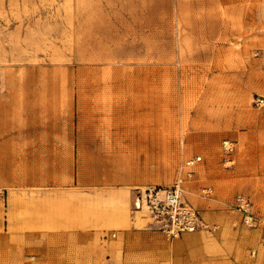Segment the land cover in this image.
I'll return each mask as SVG.
<instances>
[{
    "label": "rangeland",
    "instance_id": "374dc122",
    "mask_svg": "<svg viewBox=\"0 0 264 264\" xmlns=\"http://www.w3.org/2000/svg\"><path fill=\"white\" fill-rule=\"evenodd\" d=\"M194 157L164 264H264V0H0V264H123Z\"/></svg>",
    "mask_w": 264,
    "mask_h": 264
},
{
    "label": "built area",
    "instance_id": "2783aa9c",
    "mask_svg": "<svg viewBox=\"0 0 264 264\" xmlns=\"http://www.w3.org/2000/svg\"><path fill=\"white\" fill-rule=\"evenodd\" d=\"M201 160L194 157L186 161L185 170L174 181L167 185H157L137 189L132 197V211L142 214L148 220L149 229L176 238L183 233H194L208 230L209 225L204 221L200 212L184 198L183 185L194 176L193 168ZM209 188H204L205 195L210 194ZM233 207L242 213H248L250 201L243 195H236ZM250 224L252 217L246 216ZM253 255V253H252Z\"/></svg>",
    "mask_w": 264,
    "mask_h": 264
},
{
    "label": "crops",
    "instance_id": "0c3cea01",
    "mask_svg": "<svg viewBox=\"0 0 264 264\" xmlns=\"http://www.w3.org/2000/svg\"><path fill=\"white\" fill-rule=\"evenodd\" d=\"M131 219L128 230L124 232L121 240L122 253L120 257L123 258V264H164L165 256L170 254L168 252L170 250L169 248H172L174 251H179V248L176 247L180 245L178 241H174L171 247V243L161 233L149 229L147 225L145 228L137 229L135 227V221L141 220H137L136 215H131ZM179 241L184 243L199 241L202 244L204 239L200 235L192 234L187 237H182ZM119 242L116 239L114 244H119ZM197 247L194 251L189 249L184 252L192 259L196 258V252H199L201 257L206 259V256L202 253V245H198Z\"/></svg>",
    "mask_w": 264,
    "mask_h": 264
},
{
    "label": "bare ground",
    "instance_id": "6f19581e",
    "mask_svg": "<svg viewBox=\"0 0 264 264\" xmlns=\"http://www.w3.org/2000/svg\"><path fill=\"white\" fill-rule=\"evenodd\" d=\"M138 215H139V214H138ZM137 217H138V218H139V220H140V217H141V216H140V217H139V216H136V218H137Z\"/></svg>",
    "mask_w": 264,
    "mask_h": 264
}]
</instances>
